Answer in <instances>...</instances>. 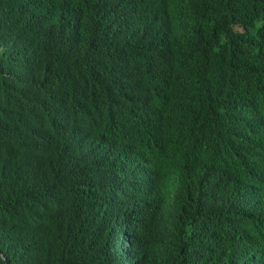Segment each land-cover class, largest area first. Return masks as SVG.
I'll use <instances>...</instances> for the list:
<instances>
[{
    "label": "trees",
    "instance_id": "16d2710c",
    "mask_svg": "<svg viewBox=\"0 0 264 264\" xmlns=\"http://www.w3.org/2000/svg\"><path fill=\"white\" fill-rule=\"evenodd\" d=\"M109 1L0 0V264H114L101 238L116 216L136 218L132 210L169 201L182 215L171 231L144 230L151 263L264 264V166L230 207L221 196L238 184L232 158L250 154L264 165V0L243 32L231 28L233 0L179 14L176 34L200 39L204 78L187 88L203 99L204 115L180 112L169 90L174 75L149 73V57L113 78L117 22L98 15ZM116 1L119 22L169 15L189 0ZM158 89L162 101L153 99ZM113 111L153 121L162 141L188 130L192 156L167 144L136 155L141 133L110 143L90 137ZM121 152L136 156L126 162ZM99 164L146 170L111 197L88 178Z\"/></svg>",
    "mask_w": 264,
    "mask_h": 264
},
{
    "label": "clouds",
    "instance_id": "9594fccd",
    "mask_svg": "<svg viewBox=\"0 0 264 264\" xmlns=\"http://www.w3.org/2000/svg\"><path fill=\"white\" fill-rule=\"evenodd\" d=\"M214 0H189L181 4L169 15L163 12L154 14L148 12L141 16L123 18L116 20L113 13L118 10V1L111 0L100 7L101 14L111 15L117 27L112 33V41L115 47L112 50L113 64L110 72L113 78L122 79L126 73H132V65L144 58H151L148 65L149 73L174 75L169 84V90L178 104L180 112L187 111L196 115H204L203 99L195 101L193 93L187 84L200 81L204 78L205 62L202 60L199 45L200 39L196 32L188 30L183 35L176 32L182 27L178 21L179 14L189 10H199L202 14ZM260 0H233V7L237 20L231 25L233 31H244L243 24L252 19L253 12L258 10ZM96 18L89 20L92 25ZM86 27V26H85ZM87 29V28H86ZM192 30V29H191ZM169 82V81H168ZM153 99L161 100L160 95ZM149 99V98H148ZM260 129L264 136V111L260 115ZM98 130L92 134L94 140L103 138L106 143L125 133H141L144 138L138 145L136 155L141 151L155 146L167 144L175 147L177 153L192 156L190 149V137L188 130L181 129L166 133V141H162L153 130V121L141 115L131 117L117 111L108 113L98 120ZM202 124V123H198ZM124 161L128 162L136 156L130 153H122ZM252 155L243 154L242 158L236 156L230 161V167L236 172L238 178L237 186L228 191L223 189L221 196H226L228 207L232 196L239 193L246 186L248 174L262 168ZM146 170V166L136 168L131 174H121L113 167L106 164L92 166L88 170V178L96 190L108 196H116L127 189V185L133 178L140 176ZM137 217L118 215L107 228L103 242L111 248V260L114 264H162L151 263L145 251L146 231L167 232L175 229L181 217V208L178 203L169 201L162 210L138 208L132 210ZM140 249V256L135 254ZM180 250V249H179ZM175 250V252H179ZM250 264H254L251 262Z\"/></svg>",
    "mask_w": 264,
    "mask_h": 264
}]
</instances>
